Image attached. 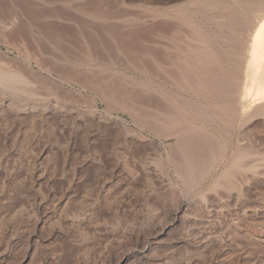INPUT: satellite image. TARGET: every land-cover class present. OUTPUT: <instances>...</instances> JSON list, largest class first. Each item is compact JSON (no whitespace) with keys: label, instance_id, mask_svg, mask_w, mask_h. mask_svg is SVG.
<instances>
[{"label":"rangeland","instance_id":"obj_1","mask_svg":"<svg viewBox=\"0 0 264 264\" xmlns=\"http://www.w3.org/2000/svg\"><path fill=\"white\" fill-rule=\"evenodd\" d=\"M196 1L0 0L2 58L26 50L40 74L0 91V264H264V128L247 145L201 120L193 135L178 114L228 102L226 87L204 99L179 75L185 36L215 29ZM179 133L199 167L223 153L191 192L165 161Z\"/></svg>","mask_w":264,"mask_h":264},{"label":"bare ground","instance_id":"obj_2","mask_svg":"<svg viewBox=\"0 0 264 264\" xmlns=\"http://www.w3.org/2000/svg\"><path fill=\"white\" fill-rule=\"evenodd\" d=\"M247 1L246 0H201V1L199 0V1H196V3L198 5L204 6V9L206 8L205 6L207 5V7L209 6V9L212 10V12H210L209 9L208 10L205 9V10L210 12V13H208L205 11H201L202 10L201 9L200 11H197L196 16L198 17V15H199V17L201 18V21L205 24L206 23L207 24L213 23L214 25L212 27H215V29H212L210 26H207V29H208L207 31L205 30L206 27L204 28L205 31L202 30L203 28L202 29L196 28L197 30H195V29L191 30L190 33L187 35V37L184 35L185 39H183V37H182L183 40L189 41L188 43H190V45H188L186 47L185 54L183 56H181V58H179L180 61L178 63H179V67H180V73L179 72L178 73H179L182 81H183V77L187 78V79H189V78L192 79L193 82L195 83V86H194V88H190V86H188V88L190 90H192L191 92H193L194 94H201L204 99H206V96L210 97L213 94V90L216 91V88L218 86L226 87V90L223 91L222 93H220V91H216L218 93L216 96L228 97V102L227 103L221 102V103H215V104L203 102V103L196 105V106L190 105V104H185L183 107L180 106L179 107L180 109L178 110V114H180L179 117H180V119H181V117H182V119L183 118L185 119V127L184 128H186V129H183V130H186L193 135L194 134L197 135V133L200 132L198 130V127L195 125V123L197 120H201L204 123L210 122L211 124H213V127L218 128L219 131H222V132L226 131V134L230 138L233 137L234 134H238L239 137H241L240 141L243 140L247 145H249L250 143L248 141L247 136H249L251 133H256V132H258L264 128V2H260V1L256 2L255 1L253 3V1H252V2H250L251 3L250 4ZM185 4H187V3H185ZM188 4H189V2H188ZM193 5L194 4H192V6ZM14 15L15 14H13V16ZM197 19L199 20V18H197ZM181 24H182V22L180 23V25ZM177 28L179 29L180 27H177ZM170 31H172V30H170ZM227 31H231L230 32L231 35H228V37H226ZM36 33H37V31H36ZM178 33L179 32L177 30V35H178ZM28 36H30V35L28 34ZM35 47H36V45H35ZM214 47H216L218 49L217 51H219V52L214 51ZM24 48H25V46H24ZM164 50H166V49H164ZM21 54H23L22 56H24V58H22L23 62H21V61L19 63L16 62V64H15L16 60L15 61H9V63L5 62L2 57L6 58V55H4V53H2L0 51V91L2 90V91L6 92L8 90H12L16 93H23L24 91L29 90V88L34 89V86H35L34 83H35L36 79H38L37 78L38 76H36V75L40 76V74L35 72V69H33L31 67V61H32L31 54H29L26 50L24 51V53L22 52ZM12 60H14V59H12ZM164 61H166V60H164ZM12 62H14V63H12ZM91 62H92V59L88 61V63H91ZM153 62L155 64L154 67H156L158 70H159L160 63H163V61L160 62V60H158V61L153 60ZM89 66L93 67L91 64ZM140 70H142V69H140ZM151 70H153V69H151ZM165 72H166V70H165ZM161 73L163 74V72H161ZM169 73H171V72H169ZM120 78L122 79L124 77H120ZM156 78H158V76ZM159 78H160V76H159ZM173 78H174V76H173ZM177 79H178V77H177ZM108 80H109V78H108ZM165 82H166V80H165ZM155 85H156V83H155ZM157 85L159 86V84H157ZM111 87H113V86H111ZM186 87H187V85H186ZM98 88H100V87H98ZM103 89H101V90H103ZM106 89H107V87H106ZM108 89H109V86H108ZM144 90H145V88H144ZM147 90H150V89L148 88ZM190 90H188V91H190ZM97 91H99V89ZM103 91L105 92V89ZM108 93L109 92H107V90H106V94L104 93L106 97H108L107 96ZM154 93H153V95H154ZM95 94H97V93H95ZM114 94L116 95L118 93H116L114 91ZM24 95H26V94L24 93ZM110 95H112L111 91H110ZM110 95H109V97L112 98V96H110ZM142 96H145V95H142ZM155 104H157L156 101H155ZM171 104H173V103H171ZM182 104H184V103H182ZM156 110H158V109L156 108ZM156 110H155V113H156ZM167 112H168V110H167ZM154 116H155V114H154ZM158 116H159V114H158ZM175 116H177V113L175 114ZM171 117H174V115H171ZM167 118H169V117H167ZM169 119H171V118H169ZM184 119H183V121H184ZM259 119H261L262 122H259ZM166 121H167V119H166ZM176 123L178 124L179 122H176ZM155 125H158V124L155 123ZM149 126L151 127V125H149ZM161 127H164V126L161 125ZM166 127H168L167 124H166ZM181 127H183V126L181 125ZM154 128L155 127H153V129ZM178 129H179V126L175 130H178ZM169 131H171V130H169ZM202 131L203 130H201V132ZM179 134H181V133H179ZM202 134H203V138L202 139L199 138V139H201L200 141H202L201 143L204 142L206 145L211 144V145H214L216 147H219V141L216 139L218 137L215 138L213 136V134H211V133H210L211 135L210 134L207 135L206 132H203ZM161 135H163V134H161ZM178 136L176 137V138H178L177 141L172 142V143H175V145L173 144L174 145V151L172 150L173 153H171L173 155L170 157L166 156L165 161L168 162L169 169L175 170V172H177L178 175L180 174L182 176L181 179H182V182L184 181V185L186 187V190L191 192V190L198 187L202 183V181L205 179V176L207 175V173L212 168L216 167L218 161L222 158L223 153L221 152L222 150H220V151L218 150V152H215L213 149L215 154L212 153V155L210 157L208 156L209 157L208 160L205 161V162H207V165L205 166V168L207 170L206 173L202 172L203 171L202 168H204V167H201L202 164L201 165L199 164L202 171L198 172L197 170H199L200 167L198 165H196V162L199 161V163H201V160H199V157H202V155H201L202 150H201V153L199 152L201 156H199V154H198V156H197V154L193 155V156L198 158V159L197 158L195 159L192 155H190V153H192V152H190V153L188 152V149H190V148H188L187 141L190 138L187 140L188 137H184V136H187L185 134H181ZM188 136H189V134H188ZM198 136H199V134H198ZM194 140H196V139L194 138ZM194 140H192V141H194ZM192 141H190V144ZM229 141H227V142H229ZM192 143L194 144V143H196V141H194ZM223 144H224V142H223ZM173 145H172V147H173ZM191 146H193V145L191 144ZM195 146H193L194 149L197 148ZM199 146H201V144ZM203 148L205 149V147H203ZM194 149H193V151H194ZM200 149H201V147H200ZM197 151H195V152H197ZM166 155H167V152H166ZM252 160H254V159H252ZM202 161H203V159H202ZM234 162H236L235 159H234ZM258 162H259V160H258ZM254 163H256V162H254ZM190 164H193V165H190ZM197 164H198V162H197ZM240 164H241V162H240ZM204 165H205V163H204ZM261 165H263V164H261ZM248 168H249V166H248ZM166 170H167V168H166ZM225 172H226V170H225ZM219 175L221 176L223 174H219ZM227 175H229V174H227ZM225 185H226V183H225ZM178 213H179V211L177 212V214Z\"/></svg>","mask_w":264,"mask_h":264}]
</instances>
